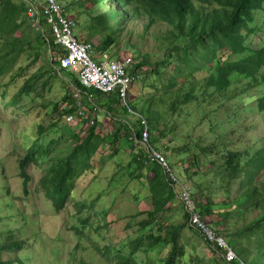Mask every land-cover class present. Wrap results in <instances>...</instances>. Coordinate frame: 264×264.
Wrapping results in <instances>:
<instances>
[{
	"label": "trees",
	"instance_id": "trees-1",
	"mask_svg": "<svg viewBox=\"0 0 264 264\" xmlns=\"http://www.w3.org/2000/svg\"><path fill=\"white\" fill-rule=\"evenodd\" d=\"M40 1L0 0V78L13 74L24 57V61L32 57L30 66L44 62L30 74L7 108L18 106L22 97L35 93L43 99L41 94L58 79L79 92L80 99L70 95L56 103L47 132L57 128L61 120L76 116L81 105L89 113L99 112V116L123 126L127 132L125 144L141 148L142 127L138 121L133 124L116 117L119 109L128 114L117 96L86 88L73 73L58 71L67 51L54 43L42 16L38 23L33 21V11L38 12ZM87 4H93V8L83 9ZM73 12L78 36L92 43L97 38L99 42L93 44L98 54L109 60L120 59L122 50L129 55L128 73L140 79L142 95L138 98L130 94L129 102L147 121L152 145L157 149L162 143L163 152L180 158L190 181L194 182L193 176L209 177L208 190L195 189L203 198L199 200L195 194L205 222L234 247L246 264H264V135L249 137L260 123L264 125V38L260 43L253 40L264 32V0H83L77 8L65 10L67 15ZM137 22H142L141 32L135 30ZM153 28L158 30L147 34ZM150 38L156 45L146 50ZM27 71L28 65L21 66L17 78ZM6 95L4 92L3 97ZM84 133L62 132L58 139H51L42 137L39 130L36 137H22L29 142L24 145L27 152L19 166L25 194L31 192L28 168L40 169L38 191L57 214L70 203L77 181L91 172L93 161L102 156L100 148L105 140L97 132V121ZM119 140L116 133L110 145L112 158L118 154L115 145ZM173 142L177 145L171 147ZM131 166L134 170L126 175L146 188L154 208L144 212L146 220L133 225L140 236L97 249L102 262L140 264V252L150 255L171 249L162 264H187L197 250L192 238H185L191 231L204 240L220 264H229L216 244L190 225L186 209L182 226L163 225L162 218L175 200L181 199L180 190L167 179L161 165L151 163L143 152L132 157ZM1 177L2 173L0 183ZM4 190L7 197L11 195L9 187L0 184V191ZM213 194L222 198L215 200ZM98 201L99 197L82 203L79 213L93 211ZM22 217L26 225L28 218L25 214ZM88 222L89 218L83 220L85 225ZM0 223L4 224L5 218ZM156 226L157 235L144 237ZM126 227L132 229L129 223ZM17 237L14 233L10 241L11 234L7 239L0 235V264H26L31 258L30 240L18 241ZM23 251L25 255L21 256ZM144 264L156 263L147 260Z\"/></svg>",
	"mask_w": 264,
	"mask_h": 264
},
{
	"label": "rangeland",
	"instance_id": "rangeland-1",
	"mask_svg": "<svg viewBox=\"0 0 264 264\" xmlns=\"http://www.w3.org/2000/svg\"><path fill=\"white\" fill-rule=\"evenodd\" d=\"M82 1L58 0V3L63 10H67V7L71 6L77 8L78 3ZM88 7L93 8V4H87L83 6V9ZM98 11H102V8H99ZM68 15L77 21L75 12ZM136 24L135 30L141 32L142 22ZM78 30L79 28L76 29L77 34L79 33ZM156 30L158 28H153L147 34H152ZM263 33L259 32V36L253 37V40L260 43V38H264ZM94 41L93 43H95ZM155 45V39L150 38L145 43L146 47L144 49L152 50ZM124 57H129V55L122 50V58ZM31 58L26 61H24L25 57L22 58L13 74L0 78V173H2L0 184L2 187H9L11 190V195L8 197L6 190L0 191V221L5 218V223H0V235L3 236V239H7L11 234V241L14 233H17L18 241L30 240L28 249L32 256L26 264H105L102 262L97 249H102L105 244L110 242H125L127 238L140 236L136 230L137 227L133 225L146 220L147 215L144 212L154 208L153 199L146 195V188L141 183L131 181L130 176L126 175L128 170H134L133 166L129 168L128 165L132 163L134 155H140L144 152L143 147L127 146L125 144L127 132L123 126L108 117L99 116V112H90V118L97 121V132L99 131L105 140L100 148L102 156L93 161L91 172H88L82 179L77 181L67 207L59 214L54 212L51 202L38 191V181L42 174L40 169L33 166L28 168V173L32 179L28 190L31 192L28 195L25 194L19 166L21 159L25 157L27 152L24 145L29 144V142L22 139L23 135L36 137L39 130H42V137L58 139L62 132L83 135L85 129L88 128L86 119L77 115L73 120L69 118L61 120L55 129L48 132L45 130L51 126L54 105L61 103L65 96H75L73 88L64 85L58 79L52 81L49 91L46 90L41 94L43 99L38 98L35 93L30 97H22L18 106L7 108L13 98L19 95L20 89L30 77V74L34 73L44 63L39 61L34 66H30ZM26 65H28L26 75L17 78L19 68ZM140 88L139 79L133 85V88H130L131 96L142 98L139 92ZM4 92H7L5 98L3 97ZM80 104L84 105V101L80 100ZM139 105V102H136V106ZM60 106L65 107L64 104ZM116 117L126 119L133 124L137 121L129 114H122L120 109L117 111ZM116 133L120 138L118 144L115 145L118 154L112 158L113 148L110 145ZM256 134L259 137L264 135V125L262 123L259 124L257 131L249 134V137L251 135L254 137ZM161 145L164 144L161 143L160 146H157L158 151L165 155L180 178L191 184L194 194L199 198L195 189L199 187L208 190L209 177L207 175L193 176L194 182L190 181L187 174L184 173V167H181L180 158L172 155V152H163V149H161L163 146ZM170 145L174 147L177 142ZM207 171L208 169L204 172ZM194 183L196 186H194ZM36 189L38 193L35 192ZM98 197L99 201L92 206L93 211L84 210V214L79 213L82 203L90 202ZM200 198L203 201L201 196ZM214 198L220 200L222 195L220 194L218 198L214 196ZM22 214H25L28 218L26 225ZM184 214L185 206L183 202L179 199L175 200L172 209L166 213L161 222L166 226L172 224L182 226L185 223ZM87 218H89V222L85 225L83 220H87ZM127 223L130 224L132 229L126 227ZM12 230H14V233ZM22 230L26 234H23ZM148 234L157 235L158 227L148 230L144 237ZM185 235L186 239L192 238L191 243L197 245L192 261L187 264H220L217 257L205 246L203 239H199L191 231L185 233ZM192 249L193 247L189 251H192ZM170 251L171 249H162L150 255L145 252H140L137 255H139L140 264H144L147 260L162 264ZM20 255H25V252H20ZM15 258L19 259V256L15 255Z\"/></svg>",
	"mask_w": 264,
	"mask_h": 264
},
{
	"label": "built area",
	"instance_id": "built-area-1",
	"mask_svg": "<svg viewBox=\"0 0 264 264\" xmlns=\"http://www.w3.org/2000/svg\"><path fill=\"white\" fill-rule=\"evenodd\" d=\"M33 12V21L38 23L42 16L46 21L48 33L52 36L54 43L67 51V56L60 60L58 71L64 70L73 73L86 88L96 89L106 95L117 96L128 114L133 116L142 127L140 145L143 147L147 159L151 163L161 165L167 179L174 188L180 190L179 197L190 214V225L199 229L208 242L216 244L218 249L223 252L226 263L246 264L236 254L234 247L226 239L218 236L215 229L205 222L191 184L183 181L165 155L152 145L147 121L132 109L129 102L130 88L138 79L136 80L128 73L129 61L127 57L122 58L121 55L120 59L109 60L106 56H101L96 52L92 42L81 40L76 32V21L65 14V10L61 8L58 0H41L38 12ZM75 98H80L79 92L75 91ZM77 115L85 118L88 126L94 124L89 111L81 105ZM74 117L70 116L69 119L73 120Z\"/></svg>",
	"mask_w": 264,
	"mask_h": 264
},
{
	"label": "crops",
	"instance_id": "crops-1",
	"mask_svg": "<svg viewBox=\"0 0 264 264\" xmlns=\"http://www.w3.org/2000/svg\"><path fill=\"white\" fill-rule=\"evenodd\" d=\"M81 39H82V38H81ZM92 40H95V41H94L95 44H97V43L99 42L97 38H94V39H92Z\"/></svg>",
	"mask_w": 264,
	"mask_h": 264
}]
</instances>
